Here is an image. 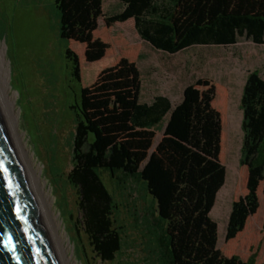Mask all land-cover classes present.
<instances>
[{"label":"trees","instance_id":"obj_1","mask_svg":"<svg viewBox=\"0 0 264 264\" xmlns=\"http://www.w3.org/2000/svg\"><path fill=\"white\" fill-rule=\"evenodd\" d=\"M112 15L103 0H55L59 32L67 41L72 76L83 82L80 56L71 42L85 45L88 63L103 60L111 45L96 37L101 20L112 28L134 21L143 41L177 55L195 46L237 45L246 38L264 45V0H119ZM142 72L123 58L81 89L74 107L77 123L68 184L77 194L78 235L86 237L96 262H115L125 231L120 205L105 181L118 187L132 180L152 199L155 223L162 226L166 264H259L227 257L218 248V227L211 218L227 180L220 159L222 118L213 106L216 86L199 79L178 105L165 96L141 100ZM242 164L248 169L247 193L233 204L227 241L235 240L261 208L264 184V78L253 72L244 88ZM163 132L156 145L159 133ZM92 263V262H91ZM93 264V263H92ZM264 264V263H261Z\"/></svg>","mask_w":264,"mask_h":264},{"label":"rangeland","instance_id":"obj_2","mask_svg":"<svg viewBox=\"0 0 264 264\" xmlns=\"http://www.w3.org/2000/svg\"><path fill=\"white\" fill-rule=\"evenodd\" d=\"M103 1L108 15L117 12L121 5L119 0ZM96 37L111 45L106 57L96 63L87 62L85 45L71 42V48L81 59L83 82L79 83L66 59L68 42L60 37L55 0H0V46L4 47L9 63L10 93L15 96L19 115L18 131L51 193L60 233L66 245H70L68 257L73 258L74 264H101L93 258L83 231L82 237L78 235V198L67 181L77 123L74 107L83 87L93 85L104 70L127 58L142 72L144 103L165 96L176 106L185 89L199 79L216 86L213 106L222 118L220 159L227 169L226 183L211 212L218 227V248L225 256H239L244 261L258 252V263H264V184L259 213L250 218L243 233L227 241L233 204L247 193L248 169L241 161L245 136L242 98L253 72L259 71L264 78V45L241 38L230 47L195 46L169 55L141 43L131 22L109 28L104 20ZM162 136L160 131L155 146ZM105 181L120 205L117 220L125 231L121 254L107 264H166L162 226L155 223L152 199L143 186L129 180L118 187L107 176Z\"/></svg>","mask_w":264,"mask_h":264},{"label":"water","instance_id":"obj_3","mask_svg":"<svg viewBox=\"0 0 264 264\" xmlns=\"http://www.w3.org/2000/svg\"><path fill=\"white\" fill-rule=\"evenodd\" d=\"M0 264H62L1 103Z\"/></svg>","mask_w":264,"mask_h":264},{"label":"bare ground","instance_id":"obj_4","mask_svg":"<svg viewBox=\"0 0 264 264\" xmlns=\"http://www.w3.org/2000/svg\"><path fill=\"white\" fill-rule=\"evenodd\" d=\"M0 103L6 116L7 122L14 136L37 198L45 215L46 221L53 236L62 264H74L73 258L68 257L69 246L66 245L63 235L60 233L58 217L52 210V196L46 184L32 163V158L23 143V138L18 131L19 115L15 108V96L10 93V68L6 59L4 47L0 46ZM69 240V239H67Z\"/></svg>","mask_w":264,"mask_h":264},{"label":"crops","instance_id":"obj_5","mask_svg":"<svg viewBox=\"0 0 264 264\" xmlns=\"http://www.w3.org/2000/svg\"><path fill=\"white\" fill-rule=\"evenodd\" d=\"M120 6H121V5H119V9H120ZM129 22H131L132 24H134V21H129ZM134 26H135V24H134ZM140 40H141V41H140L141 43H146L145 41H143V40L141 39V37H140Z\"/></svg>","mask_w":264,"mask_h":264}]
</instances>
